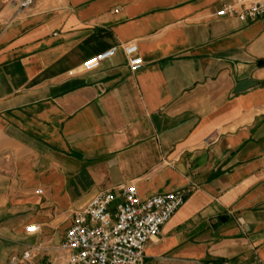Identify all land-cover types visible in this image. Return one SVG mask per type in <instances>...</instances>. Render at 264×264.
Instances as JSON below:
<instances>
[{
  "label": "crops",
  "instance_id": "obj_1",
  "mask_svg": "<svg viewBox=\"0 0 264 264\" xmlns=\"http://www.w3.org/2000/svg\"><path fill=\"white\" fill-rule=\"evenodd\" d=\"M234 2L0 0V264H65L72 212L121 184L186 193L150 264H264V27Z\"/></svg>",
  "mask_w": 264,
  "mask_h": 264
},
{
  "label": "built area",
  "instance_id": "obj_2",
  "mask_svg": "<svg viewBox=\"0 0 264 264\" xmlns=\"http://www.w3.org/2000/svg\"><path fill=\"white\" fill-rule=\"evenodd\" d=\"M19 10L31 8L36 0H7ZM242 23L260 22L264 27V0H235L217 14ZM128 68L138 72L144 65L136 44L120 46ZM111 48L82 64L87 73L114 58ZM74 72H72L73 74ZM40 193V191L38 192ZM186 193L175 191L141 198L134 184H121L95 196L85 208L71 214L72 224L60 247L65 264H146V246L184 205ZM28 233L39 231L29 226ZM31 251L12 256L10 263L30 264Z\"/></svg>",
  "mask_w": 264,
  "mask_h": 264
},
{
  "label": "water",
  "instance_id": "obj_3",
  "mask_svg": "<svg viewBox=\"0 0 264 264\" xmlns=\"http://www.w3.org/2000/svg\"><path fill=\"white\" fill-rule=\"evenodd\" d=\"M259 65H264V61L259 62ZM257 86V83L251 80H244L238 83L236 89L234 90L235 94L243 93L253 87Z\"/></svg>",
  "mask_w": 264,
  "mask_h": 264
},
{
  "label": "rangeland",
  "instance_id": "obj_4",
  "mask_svg": "<svg viewBox=\"0 0 264 264\" xmlns=\"http://www.w3.org/2000/svg\"><path fill=\"white\" fill-rule=\"evenodd\" d=\"M146 262H147V264H150V261L149 260H147Z\"/></svg>",
  "mask_w": 264,
  "mask_h": 264
}]
</instances>
